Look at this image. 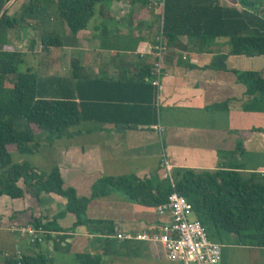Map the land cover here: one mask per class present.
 Here are the masks:
<instances>
[{
    "label": "crops",
    "instance_id": "obj_1",
    "mask_svg": "<svg viewBox=\"0 0 264 264\" xmlns=\"http://www.w3.org/2000/svg\"><path fill=\"white\" fill-rule=\"evenodd\" d=\"M234 1L220 0V4L240 9ZM27 2L12 0L9 14ZM147 4L101 0L87 27L60 48L43 47L40 33L32 24L8 29L3 49L24 52L25 60H29L26 67L38 72L47 91H78L85 99L101 104L88 106L86 114L103 119L82 120L52 145L43 144L36 154L13 155L14 163L26 162L38 173L48 174L57 168L63 187L73 189L88 202L84 222L75 225V215L66 211L65 197L45 191L35 196L20 177L16 183L23 191L20 197L0 194V264L37 253L48 256L49 264H77L81 254L97 257L101 264H180L166 256L161 244L133 237L160 232L170 223V213L160 214L157 205L143 204L110 185L106 194L94 195L99 182L134 177L161 190L165 185L162 158L174 170L264 173V100L249 95L248 82L238 77L256 71L264 78V56L232 55L227 37L216 38L199 51L166 47L153 123L120 127L112 119H104H121L119 111L126 105L119 106L118 102L149 99L147 92L136 85L114 83L127 81L146 67L153 68L160 14ZM47 28L63 38L69 35L54 6ZM80 75L103 82L80 83ZM153 124L163 131L149 128ZM35 221L53 222V227L60 230H46L36 244L14 230ZM126 234L132 237L118 238ZM219 243L217 264H264L262 246L233 236Z\"/></svg>",
    "mask_w": 264,
    "mask_h": 264
},
{
    "label": "trees",
    "instance_id": "obj_2",
    "mask_svg": "<svg viewBox=\"0 0 264 264\" xmlns=\"http://www.w3.org/2000/svg\"><path fill=\"white\" fill-rule=\"evenodd\" d=\"M10 1L0 0V12ZM100 1L28 0L14 14H9L7 8L0 15V194L20 197L23 191L16 183L22 177L27 190L35 196L45 191L65 197L66 211L75 215V225L84 222L88 199L78 197L71 188H64L57 168L42 174L26 162L14 163L12 157L14 154H36L43 144L52 145L55 139L67 135L68 129L82 120L103 119L86 114L88 106L101 104L85 99L78 91L75 94L73 90L70 93H50L38 72L29 67L21 70L25 62L24 52L6 50L2 46L8 29L32 24V28L40 33L43 47L60 48L66 40L70 43L80 30L87 27ZM132 1L148 3V0ZM238 3L240 9L222 6L220 0H164L162 34L166 47L199 51L216 38L227 37L232 55L264 56V11L261 8L264 4L258 0H238ZM52 6L69 29L65 38L47 28ZM181 38H185V42ZM151 72L146 67L127 81H114L142 88L149 99L130 104L118 102L119 106L126 105L119 111L121 119H104H112L120 127L153 123L156 120L155 93L153 86L145 80ZM238 77L248 82L249 95H258L264 100V78L260 72L249 71ZM77 80L80 83L82 80L93 84L103 82L82 75ZM41 133H46L44 139L37 138ZM171 176L172 183L164 178L165 185L161 190L158 185L134 177L105 178L96 186L94 195L106 194L110 185L143 204L158 205L176 191L191 204L207 234L210 230L218 240L214 242L233 236L242 242L264 247V173L177 168L172 170ZM34 225L44 230H60L53 227V222L42 224L35 221ZM48 261V256L37 253L7 260L5 264H49ZM77 264L101 263L97 257L81 254L77 256Z\"/></svg>",
    "mask_w": 264,
    "mask_h": 264
},
{
    "label": "built area",
    "instance_id": "obj_3",
    "mask_svg": "<svg viewBox=\"0 0 264 264\" xmlns=\"http://www.w3.org/2000/svg\"><path fill=\"white\" fill-rule=\"evenodd\" d=\"M149 9L155 8L160 14V28L155 37L153 46L155 61L151 76L146 78L155 93V105L159 103L161 91V78L163 77V55L166 51V43L162 34V18L164 0H148ZM149 128L163 129L157 124L150 125ZM163 178L172 183V166L166 158L161 160ZM158 213L169 212L171 221L163 226L160 232L147 234L145 232L133 236L135 239L145 242H155L163 246L166 256L176 260L180 264H217L221 255V244L211 241L205 228L197 220H190L189 215L193 212L191 204L185 197L176 191L168 195L167 201L156 206ZM21 236L28 239L30 243L36 244L42 240V234L46 232L42 227L34 224H26L14 228ZM131 235H119L118 238L128 239Z\"/></svg>",
    "mask_w": 264,
    "mask_h": 264
},
{
    "label": "rangeland",
    "instance_id": "obj_4",
    "mask_svg": "<svg viewBox=\"0 0 264 264\" xmlns=\"http://www.w3.org/2000/svg\"><path fill=\"white\" fill-rule=\"evenodd\" d=\"M234 1V0H233ZM263 2L262 4H264V0H258V2ZM234 2H236V4H237V6H239V3H238V0H236V1H234ZM262 8V10L264 11V6L263 7H261ZM227 42H228V40H227ZM25 59V58H24ZM27 63H29V60L28 59H26L25 60V62H24V64L22 65V67H21V70L23 71V70H25L27 67H26V65H27ZM46 137V133H41V134H39L38 136H37V138L38 139H44ZM198 217H197V214H195L194 212H192L190 215H189V219L190 220H195V219H197ZM208 235V238L210 239V240H212V241H218L216 238H214L212 235H211V232H210V230H209V234H207Z\"/></svg>",
    "mask_w": 264,
    "mask_h": 264
},
{
    "label": "water",
    "instance_id": "obj_5",
    "mask_svg": "<svg viewBox=\"0 0 264 264\" xmlns=\"http://www.w3.org/2000/svg\"><path fill=\"white\" fill-rule=\"evenodd\" d=\"M11 1H12V0H11ZM11 1H10V2H11ZM10 2L2 8V10H1V12H0V15L3 13L4 10H6V9L8 8V6L10 5Z\"/></svg>",
    "mask_w": 264,
    "mask_h": 264
}]
</instances>
